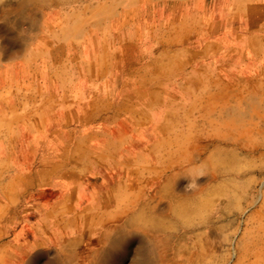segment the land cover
Listing matches in <instances>:
<instances>
[{
	"label": "rangeland",
	"instance_id": "rangeland-1",
	"mask_svg": "<svg viewBox=\"0 0 264 264\" xmlns=\"http://www.w3.org/2000/svg\"><path fill=\"white\" fill-rule=\"evenodd\" d=\"M156 1L0 0V264H264V0Z\"/></svg>",
	"mask_w": 264,
	"mask_h": 264
},
{
	"label": "bare ground",
	"instance_id": "bare-ground-1",
	"mask_svg": "<svg viewBox=\"0 0 264 264\" xmlns=\"http://www.w3.org/2000/svg\"><path fill=\"white\" fill-rule=\"evenodd\" d=\"M145 2H147V0H144ZM167 2H169V1H166V0H157L156 1V4L157 5H160L162 8H164V9H167L168 11H170L169 12V15L172 13V14H175V13H177V12H179V11H181L182 9H180V6L181 5H173V4H169V3H167ZM223 2H224V0H203V4H204V6L206 7V9L209 11V12H211L213 15H215V16H219L220 14V12H219V9L220 8H222V4H223ZM222 5V6H221ZM150 7V6H149ZM185 8H186V6H185ZM154 9H156V7L154 8ZM189 9L187 8V11H188ZM141 11H143V12H145L146 11V6L145 7H143L142 8V10ZM146 15H147V13H146ZM120 19H121V17H120ZM122 21V20H121ZM114 28H116L115 26H114ZM115 32V31H114ZM47 33H48V35H49V33H50V31L49 30H47ZM93 33V32H92ZM109 35V34H108ZM119 35V34H118ZM118 38H120V35L118 36ZM124 39V38H123ZM88 43H89V41H88ZM7 48L8 49H11L12 48V43L11 42H9L8 44H7ZM95 50V49H94ZM119 62V61H118ZM105 84H103V86H104ZM148 86V85H147ZM152 87V86H151ZM110 88V87H109ZM105 91L106 92H108V93H110L109 92V89L108 88H106L105 89ZM151 93V91L150 92H148L145 96H147V101H146V103L143 105V107H145L146 109H150V107H152L151 105H153V104H155L158 100H157V98H159V97H157L158 95H154V97L153 96H151V97H149L150 94ZM111 97V94H109V95H107L106 97H105V99H108V98H110ZM98 98V96H96L95 97V99H97ZM127 99V98H126ZM124 102H126V101H124ZM142 106V105H141ZM125 109H127L128 107H124ZM125 111V110H124ZM113 137H111V136H109V139H108V141H113L114 142V140L112 139ZM102 140H104V139H102ZM108 141L107 140H104L103 141V143H102V145L103 144H106V143H108ZM92 158L91 157H88V158H86V159H83L82 160V162L81 163H78V162H80V161H77L75 164H74V166L75 167H77L79 170H81V172H80V176H86L87 174H86V172L85 171H83V170H86L89 166H91L92 168L91 169H96L97 167L96 166H92ZM117 169V168H116ZM97 171H101V170H98L97 169ZM106 171V170H105ZM67 172H69V171H65V174L67 173ZM103 174H104V172H102ZM69 175V174H68ZM105 175V174H104ZM68 182H69V179H68ZM83 183V182H82ZM59 186H61V187H64V186H70V187H72V189L74 188V187H76V189L85 197V198H83V202H86V201H88V202H91V200H94L95 201V198L98 196V194H96V193H94V191L93 190H91L90 189V187L88 186V185H84V186H73V185H68V184H66V183H63L62 185H59ZM86 195H87V197H86ZM78 197V196H77ZM77 197H76V199H77ZM84 205V203H81L80 205H79V208L81 207V206H83ZM81 230H84V228H82ZM63 234H61V235H57L56 236V238H57V240L59 241V240H61L62 238H63ZM22 257H25V255L24 256H22ZM37 259H38V255H35V256H31V257H29V259H28V261H27V264H36L37 263ZM109 260H111L110 258H108Z\"/></svg>",
	"mask_w": 264,
	"mask_h": 264
},
{
	"label": "crops",
	"instance_id": "crops-1",
	"mask_svg": "<svg viewBox=\"0 0 264 264\" xmlns=\"http://www.w3.org/2000/svg\"><path fill=\"white\" fill-rule=\"evenodd\" d=\"M104 89V88H103ZM105 90V89H104ZM107 95H109L108 93H104L103 92V94H99V95H97L98 97H102V98H104V97H106ZM49 131H51L52 133H51V135H56V140L54 141V142H56L57 140H58V136L60 135V130L59 129H51V130H49ZM37 134H40L41 136L43 135V134H46L47 135V130L45 131V132H40V131H38L37 132ZM27 143V145H24L23 146V149L25 150V152L27 153L29 150H30V144L28 143V142H26ZM59 146H57V147H55L54 149H53V151H51V154H53V153H55L56 155L58 154V152H59ZM3 150H4V148L3 147H0V151L1 152H3ZM4 153V152H3ZM49 160H50V158H48ZM51 161H54V162H57V157L55 158V159H51ZM80 172H81V170H79L77 167H73L69 172H67L66 174H65V172L63 173V172H61L60 173V175H61V178H60V180L58 181V183L57 184H55L56 186H57V188H55V189H53L52 191L53 192H51L49 195H47V197L45 198V200L44 199H42V200H44V201H46V202H53V203H51V204H53V206L55 205V204H57V203H62V204H70L71 206H73V204L72 203H70V201H74L75 200V194H71V193H69V192H64L63 190V187H61V186H59V185H62L63 183H66V184H68V185H74L73 184V182L76 180L77 181V179L80 177ZM69 174V175H68ZM68 179H69V182H68ZM60 188H62V189H60ZM72 192H74V191H72ZM75 193V192H74ZM43 197V195L41 196V198ZM74 207V206H73Z\"/></svg>",
	"mask_w": 264,
	"mask_h": 264
}]
</instances>
